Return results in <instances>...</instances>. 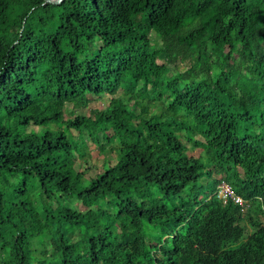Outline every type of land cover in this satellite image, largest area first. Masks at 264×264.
<instances>
[{
  "label": "trees",
  "instance_id": "1",
  "mask_svg": "<svg viewBox=\"0 0 264 264\" xmlns=\"http://www.w3.org/2000/svg\"><path fill=\"white\" fill-rule=\"evenodd\" d=\"M0 264H264V0H0Z\"/></svg>",
  "mask_w": 264,
  "mask_h": 264
},
{
  "label": "rangeland",
  "instance_id": "2",
  "mask_svg": "<svg viewBox=\"0 0 264 264\" xmlns=\"http://www.w3.org/2000/svg\"><path fill=\"white\" fill-rule=\"evenodd\" d=\"M152 38L154 39L155 37L152 35ZM107 103H108V99L103 98L101 100L94 101L93 104L91 105V107L92 108H102L105 105H107ZM88 113H89V109H87L86 114H88ZM68 117L72 118L70 115H68ZM87 122L90 124L91 120H88ZM80 144L82 147L85 146L82 141L80 142ZM90 149H91V152H90L91 158L89 159V164L87 165V167L84 171V175L86 177L94 174L100 168V165H101V159H100L101 157L99 156L100 151L92 144L90 145ZM199 152H200L199 150H193V151H188L187 154H188V156H197L199 154ZM76 207L78 210H84L85 209V206L81 202L76 203Z\"/></svg>",
  "mask_w": 264,
  "mask_h": 264
},
{
  "label": "built area",
  "instance_id": "3",
  "mask_svg": "<svg viewBox=\"0 0 264 264\" xmlns=\"http://www.w3.org/2000/svg\"><path fill=\"white\" fill-rule=\"evenodd\" d=\"M218 198L222 201L223 205L228 204L229 202L236 205H243V200L239 196H236L231 188V186L227 183H222L217 192Z\"/></svg>",
  "mask_w": 264,
  "mask_h": 264
},
{
  "label": "water",
  "instance_id": "4",
  "mask_svg": "<svg viewBox=\"0 0 264 264\" xmlns=\"http://www.w3.org/2000/svg\"><path fill=\"white\" fill-rule=\"evenodd\" d=\"M45 1L51 4H60L63 0H45Z\"/></svg>",
  "mask_w": 264,
  "mask_h": 264
}]
</instances>
